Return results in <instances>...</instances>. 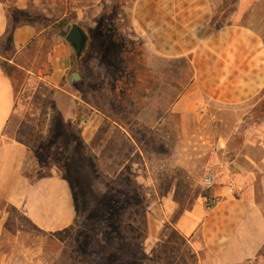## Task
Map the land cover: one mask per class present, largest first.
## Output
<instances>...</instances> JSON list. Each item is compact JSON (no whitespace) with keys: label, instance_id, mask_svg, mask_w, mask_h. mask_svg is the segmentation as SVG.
Masks as SVG:
<instances>
[{"label":"rangeland","instance_id":"rangeland-1","mask_svg":"<svg viewBox=\"0 0 264 264\" xmlns=\"http://www.w3.org/2000/svg\"><path fill=\"white\" fill-rule=\"evenodd\" d=\"M3 1L13 12L15 0ZM135 1L103 0V11L96 16L68 13L65 19L71 24L66 33L52 37L49 28L44 29L45 15L36 8L20 14L19 22L36 23L42 30L17 58L30 71L15 79L18 100L24 105L20 136L31 148L27 161L38 175L58 168L69 177L80 218L72 228L53 235L0 199V264H127L129 256L137 257V264H199L173 224L192 204L207 205L213 187H206L205 177L229 166L249 171L264 209V0H239L230 17V24L251 31L247 70L255 76L253 82L263 86L260 93L225 108L206 100L185 118L174 105L193 81L191 56L145 51L133 29ZM214 2L219 5L220 0ZM50 3L55 4L49 15L59 19L67 1L38 0L39 6ZM77 21L90 35L88 47L81 59L73 49V67L58 87L50 88L42 80L53 71L50 53ZM102 27L110 34L102 33ZM156 49L159 52V46ZM5 50L6 55L12 51ZM75 71L82 79L72 83ZM219 81L210 83L215 87ZM242 82L238 78L223 85L233 88ZM63 106L68 108L62 110ZM95 109L122 124L140 148L124 166L110 169L113 174L100 168L81 138V121ZM16 128L17 122L10 125V137L16 136ZM109 212L114 220L100 224ZM108 222L117 225V234L106 231L97 240L99 227H108ZM115 236L121 256L100 257L101 246L117 249ZM247 264H264V250Z\"/></svg>","mask_w":264,"mask_h":264},{"label":"crops","instance_id":"crops-1","mask_svg":"<svg viewBox=\"0 0 264 264\" xmlns=\"http://www.w3.org/2000/svg\"><path fill=\"white\" fill-rule=\"evenodd\" d=\"M66 1L59 19L49 15L52 13L50 6L55 3L39 6L38 0H15L14 5L20 11L34 7L46 18L57 21L65 19L68 13L80 18L87 14L96 16L103 11V0ZM217 5L214 0H136L132 7L133 29L142 38L145 51L173 58L191 56L193 81L174 105V111H181L184 118L188 111L198 109L206 100L225 108L256 97L263 87L253 82L255 76L247 70L249 28L231 23L200 38V29L210 22ZM9 27L10 11L0 0V199L19 209L35 227L54 235L72 228L80 218L75 190L60 169L38 175L32 162L27 161L31 148L20 136L24 105L22 99L18 100L15 83L19 74L30 73L17 60L18 55L42 30L36 23L20 24L13 28L11 45H7L4 38ZM158 46L159 52L156 51ZM232 46L235 49L232 50ZM8 47L12 51L6 55ZM257 47L260 48L259 43ZM73 49L65 39L54 46L50 53L53 71L42 78L50 88L58 87L73 67ZM238 78L243 80L241 84L232 88L228 81L224 87L226 80ZM211 79L220 81L214 87ZM67 108L61 107L62 110ZM14 122H17L16 136L10 137L8 129ZM80 128L85 148L108 174L124 166L140 149L122 124L99 110L95 109L81 121ZM215 173L218 184L210 193L222 199L213 207L201 202L192 204L190 210L176 219L173 227L190 244L199 264H247L264 250V209L247 169L229 166ZM228 184L234 186L235 193L228 192Z\"/></svg>","mask_w":264,"mask_h":264},{"label":"trees","instance_id":"trees-1","mask_svg":"<svg viewBox=\"0 0 264 264\" xmlns=\"http://www.w3.org/2000/svg\"><path fill=\"white\" fill-rule=\"evenodd\" d=\"M1 1L4 3L3 0H1ZM238 1L239 0H220V3L217 6V8L215 10V13H214L213 17L211 18L210 22L202 30H200V32L204 31L202 34L200 33V35H199L200 38H205V37L217 32L218 30L222 29L223 27L229 25L230 24V17L236 11V7H237L236 4H237ZM7 8L10 11V27L8 29L7 36H6V38H4V40L7 41V45H11L13 28H15L16 26H18L20 24L25 23L23 21H21V22L18 21L20 19V16H21L20 14L23 13L24 11H20L17 8H13V12H11L10 8L9 7H7ZM11 15H13V16H11ZM13 21H14V23H13ZM44 21H45V27L49 28V30H50V37H52L53 35H63V34H65L67 29H68V27L70 26V24L67 22L66 19H62L60 21H57V20H52V19L45 18ZM102 25H105V23L103 21H102ZM102 33H104V34L105 33H109L110 34V31H108L107 28L102 27ZM35 40H36V38L33 39L32 41H35ZM29 45H30V43L27 45L28 48L30 47ZM45 113L47 114V112L45 111L44 112V118L40 122L41 123L40 125L42 127H43V125L45 123V119H47L46 116H45ZM116 207H118V209H120V206L116 205ZM112 209L114 210V208H112ZM111 214L112 213H110V212L108 214H106L102 218L100 224H104L105 220L106 221L109 220V221L112 222L114 220V218H113V216H111ZM95 215H97V214H95ZM111 222H108V224L105 223V224L108 225V227L104 226V229L99 227V232L101 231V234H100V236L97 235L95 237L97 240L101 239V235L102 234L106 235L109 231H112V230L114 231L113 232L114 235L117 234V230H114L117 227V225L114 224L111 227L110 226ZM106 231H108V232L105 233ZM112 241H113V243L116 244V246H117V244H120L118 242L119 240H118L117 236H115ZM102 244H104L103 240H102ZM118 248H119V246H117V249H115V248L114 249H109L107 246H104V247L101 246V249H100V252H99V256L103 257V258L104 257H108L110 255L121 256V250H118ZM130 252H132V251L130 250ZM138 252H140V251H138ZM135 258H132V257L129 256V261H128L127 264H131V263L132 264H137L136 263L138 261L137 257H135Z\"/></svg>","mask_w":264,"mask_h":264},{"label":"water","instance_id":"water-1","mask_svg":"<svg viewBox=\"0 0 264 264\" xmlns=\"http://www.w3.org/2000/svg\"><path fill=\"white\" fill-rule=\"evenodd\" d=\"M66 40L74 48L77 58L80 59L88 46L89 35L86 30L80 24L74 23L66 35ZM80 79V74L75 71L70 81L73 83Z\"/></svg>","mask_w":264,"mask_h":264},{"label":"built area","instance_id":"built-area-1","mask_svg":"<svg viewBox=\"0 0 264 264\" xmlns=\"http://www.w3.org/2000/svg\"><path fill=\"white\" fill-rule=\"evenodd\" d=\"M216 183H217V175H216V173H214V172H209V173L207 174V176L205 177V184H206V187H207V188H211V187H213ZM227 189H228V192H229L230 194L235 193L234 186H232V185H228ZM220 200H221L220 196L210 195V196L207 198V205H208L209 207H213V206H215Z\"/></svg>","mask_w":264,"mask_h":264}]
</instances>
